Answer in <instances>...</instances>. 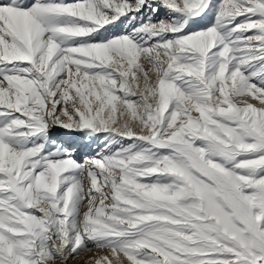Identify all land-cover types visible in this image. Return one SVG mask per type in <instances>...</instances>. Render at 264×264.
<instances>
[{
	"label": "snow or ice",
	"instance_id": "6c2138e0",
	"mask_svg": "<svg viewBox=\"0 0 264 264\" xmlns=\"http://www.w3.org/2000/svg\"><path fill=\"white\" fill-rule=\"evenodd\" d=\"M93 250L264 264V0H0V264Z\"/></svg>",
	"mask_w": 264,
	"mask_h": 264
},
{
	"label": "rangeland",
	"instance_id": "374dc122",
	"mask_svg": "<svg viewBox=\"0 0 264 264\" xmlns=\"http://www.w3.org/2000/svg\"><path fill=\"white\" fill-rule=\"evenodd\" d=\"M161 15H163V13H161ZM249 102L255 104L258 107L260 106L257 101H252L250 100V98H249ZM94 154H95V145L92 146L91 150L87 148H82L80 151L74 152V157L80 160L81 162H83L84 155L92 156ZM103 257H108L109 260H112L113 264H115V261L111 257L110 252L105 250H93L92 252L78 256L75 259L71 260V264H88V261H92L94 264L96 260H101L103 264V260H102Z\"/></svg>",
	"mask_w": 264,
	"mask_h": 264
}]
</instances>
